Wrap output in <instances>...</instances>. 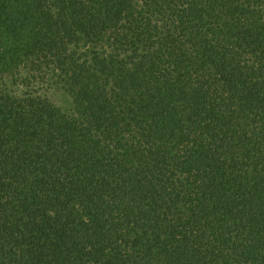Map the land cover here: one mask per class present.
Wrapping results in <instances>:
<instances>
[{"label":"trees","instance_id":"1","mask_svg":"<svg viewBox=\"0 0 264 264\" xmlns=\"http://www.w3.org/2000/svg\"><path fill=\"white\" fill-rule=\"evenodd\" d=\"M0 264H264V0H0Z\"/></svg>","mask_w":264,"mask_h":264}]
</instances>
